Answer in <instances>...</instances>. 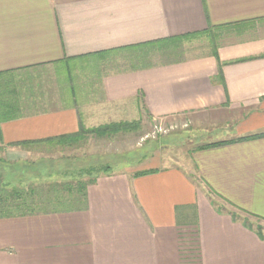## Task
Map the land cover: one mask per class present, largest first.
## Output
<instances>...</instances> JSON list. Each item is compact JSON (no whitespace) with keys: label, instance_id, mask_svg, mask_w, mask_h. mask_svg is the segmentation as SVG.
<instances>
[{"label":"crops","instance_id":"crops-1","mask_svg":"<svg viewBox=\"0 0 264 264\" xmlns=\"http://www.w3.org/2000/svg\"><path fill=\"white\" fill-rule=\"evenodd\" d=\"M210 26L224 32V84L212 54L137 68L145 43ZM117 53L131 69H103L68 92L70 72L57 66ZM263 54L264 0H0V151L18 164L10 180L24 183L15 189L29 205L0 216V264H264V237L243 223L264 221V136L241 139L264 133ZM172 119L211 139L186 165L156 156L115 168L119 152L105 147V163L84 154L95 141L118 150L125 132L49 141L81 127ZM72 154L88 163L78 169H105L81 176L87 182L28 180L36 162L65 166ZM82 183L83 193L53 188Z\"/></svg>","mask_w":264,"mask_h":264},{"label":"rangeland","instance_id":"rangeland-1","mask_svg":"<svg viewBox=\"0 0 264 264\" xmlns=\"http://www.w3.org/2000/svg\"><path fill=\"white\" fill-rule=\"evenodd\" d=\"M222 34H224L222 30L213 29L204 34L184 39L179 43L182 48L179 51V54L186 59H193L213 54V52L218 49V38L222 37ZM141 48L145 51L144 54L146 55L150 56L151 54H158L156 48L150 45ZM101 60V58L99 59L93 57L91 59L82 61L81 64L73 62L71 64L69 63L68 65L63 63L62 65L57 66L58 72L67 71L66 69H68L70 72L69 75H66V80L64 79V81L67 82V86L71 85L70 87H68V92H73L75 88H78L77 83H79L80 81H91L92 78L94 79L100 77L103 74V69H107L113 66L112 71L116 72L125 69L129 70L132 68V63H130V61L127 60L125 58V55L122 53L114 54L113 59H111L110 61L102 62ZM167 61L168 58L158 57L152 58L151 63L157 64ZM198 132L199 131H196V128L194 126L191 125L189 127H186L185 123L175 121L174 119L168 122L146 120L137 124V129L133 132H125L128 133L129 137L127 138L126 135V138L124 137L125 141H123V138L121 139V141L124 143L121 144V147L118 150H113L112 144L107 143L106 141L100 143H97L95 141V143L90 147L86 146L84 148V154L88 157H90L91 155L101 156L99 157L100 159H97L93 162L101 163L104 161L105 163L109 162L107 160V155L99 153L100 151L104 150L105 147H107L110 151L119 152L116 155L113 154L115 168L124 166L123 161H121L123 158L127 162V164L129 162L133 166H137L139 162H142V158L150 161L156 156L157 159L161 158V162L165 165H186L189 162L188 155L190 151L193 150L198 144L211 140L206 139L204 135L205 133L199 134ZM116 146L119 145L117 144L115 145V147ZM2 152L3 151H0V160L3 163V167L0 168V180L2 181V185H4V182H7V180H9V188L19 187L20 185L21 187H23L24 183L22 184L19 179H16L14 181L10 180L12 177V173L18 170L17 168V170L14 169V167L18 166V164L6 161L4 158V153ZM63 157L70 158V161L65 166L55 165V163H46L47 168L57 169L59 171L55 174V176H58L59 178L63 177L66 171L72 172V169L74 167H83L84 164L88 166V163H85L86 159L83 160L84 164L81 162H76L74 154L69 157L64 155ZM9 166L11 167L9 168ZM31 172L36 174L34 170H31L27 176L29 178L28 180H31L32 177H34ZM17 175L21 176V173H17ZM66 177L69 178V176ZM76 177L83 182H87L88 180H90L88 176ZM95 177H91V179ZM243 221H247L255 227H262L264 231V221L262 220L244 217ZM244 225L246 224L244 223Z\"/></svg>","mask_w":264,"mask_h":264},{"label":"trees","instance_id":"trees-1","mask_svg":"<svg viewBox=\"0 0 264 264\" xmlns=\"http://www.w3.org/2000/svg\"><path fill=\"white\" fill-rule=\"evenodd\" d=\"M213 28H214L213 26H210L208 31L213 30ZM200 34H204V33H193V34L177 36V37H170V38H165V39H160V40L150 41V42L145 43L143 45V47L150 45V46L156 48V51L158 54H151L150 56L144 54L141 57V60H143V61L141 62V64H139V67H137V68L138 69H146V68H151V67L160 66V65L177 64V63H181V62H184L186 60H189V59L182 57V55L179 54V51L182 49L179 43L184 39L191 38V37H194V36H197ZM212 55L218 61V67H219L218 79L221 83L224 84L223 71H222L224 63L221 62L217 50L214 51ZM263 56H264V54L261 55L260 57H263ZM158 57L168 58V61L167 62H160L157 64L151 63L152 58H158ZM253 58L254 57L247 58L246 60L253 59ZM137 124H139V122L113 123V124H109V125L100 126L98 128H93V129H86L84 127H81L80 132H78L74 135H68V136H64V137H60V138H56V139H50L49 141L54 142L56 144L66 143V145H70L77 140L87 138V136L91 135V134L95 135L97 137H110V136L117 135V134L123 133V132H128V131L133 132L134 130L137 129ZM259 136H264V133L254 135V136L244 137L241 139L257 138ZM49 141H47V142H49ZM219 144H223V143H219ZM219 144H216V145H219ZM211 146H213V143L208 144V145H204V146H202V148H207V147H211ZM2 167H3V163L0 160V168H2ZM10 167L11 166H9V168ZM30 167L32 168V170H34V172H36V174L33 173L34 178H36V180H39V179L44 180V175L48 174V176H51V175L59 172L57 169H48L46 166V162L43 160L36 162V164H33ZM16 168H17V166L14 167L15 170H17ZM104 169H105L104 167L103 168L90 167V168H81V169H78L76 167L75 169H72V172L66 171L65 175L74 174V175H77L80 177H81V175H88L89 177H95ZM106 169H108V166ZM17 171H16L17 173L21 172L19 170H17ZM16 172H13L12 174H15ZM29 172L30 171H28V173ZM0 174H1V172H0ZM0 184H2L1 180H0ZM74 186H76V187H74ZM62 187L65 190H70L69 192L76 189L78 192L83 193L84 190L86 189V183H82V184H78V185L66 184L64 186H63V184L54 185L53 188L55 189L56 192H58L60 189H62ZM3 190H9V191L4 192ZM23 194H24V192L22 190L15 189V188L8 189L6 187H3V185L0 186V216H7V215L11 216L14 214L24 213V210L27 207L29 208V205L26 204L27 201L20 202L21 200H24ZM41 205H42V203L31 205L32 207H30V209H37ZM232 216L235 218V215H232ZM258 220H261V219H258ZM243 223H245L249 227H255L254 225L250 224L247 221L246 222L243 221ZM256 229L258 230V234L261 237H264V233H263L264 231H263L262 227H257Z\"/></svg>","mask_w":264,"mask_h":264}]
</instances>
